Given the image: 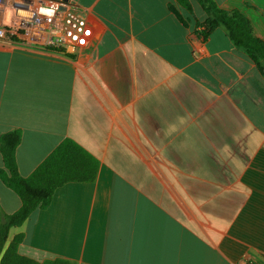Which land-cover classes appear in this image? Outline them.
<instances>
[{
	"label": "crops",
	"instance_id": "0c3cea01",
	"mask_svg": "<svg viewBox=\"0 0 264 264\" xmlns=\"http://www.w3.org/2000/svg\"><path fill=\"white\" fill-rule=\"evenodd\" d=\"M71 1L94 33L75 55L0 40V136L22 132L23 177L66 138L97 159V176L58 188L8 242L22 234L19 253L40 263L264 264L255 62L223 29L198 33L197 0L192 14L175 0ZM215 2L264 41V0ZM21 204L0 180L3 211Z\"/></svg>",
	"mask_w": 264,
	"mask_h": 264
},
{
	"label": "trees",
	"instance_id": "16d2710c",
	"mask_svg": "<svg viewBox=\"0 0 264 264\" xmlns=\"http://www.w3.org/2000/svg\"><path fill=\"white\" fill-rule=\"evenodd\" d=\"M175 1L193 13L190 0ZM197 1L207 15L204 23L197 24L198 28H202L198 33L207 38L214 30L223 29L232 44L247 54L264 75V41L254 35L250 20L239 10L222 9L215 0ZM170 8L175 11L174 7ZM21 141L20 130L8 131L0 136V152L4 161V169H0V180L22 202L20 209L13 214H6L0 206V264H71L63 259L40 263L19 253L22 234L14 236L10 242L8 239L12 228L22 226L35 211L50 205L58 188L70 182H94L98 161L75 140L66 138L30 176L23 177L17 163V149Z\"/></svg>",
	"mask_w": 264,
	"mask_h": 264
},
{
	"label": "built area",
	"instance_id": "2783aa9c",
	"mask_svg": "<svg viewBox=\"0 0 264 264\" xmlns=\"http://www.w3.org/2000/svg\"><path fill=\"white\" fill-rule=\"evenodd\" d=\"M0 0V40L31 51L75 55L91 43L93 29L71 0ZM9 6L12 21L6 22Z\"/></svg>",
	"mask_w": 264,
	"mask_h": 264
}]
</instances>
